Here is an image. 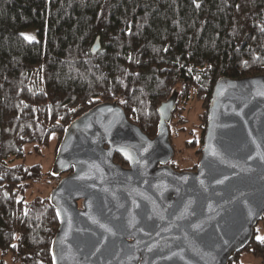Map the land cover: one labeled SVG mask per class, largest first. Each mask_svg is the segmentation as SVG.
I'll return each instance as SVG.
<instances>
[{
	"label": "trees",
	"instance_id": "1",
	"mask_svg": "<svg viewBox=\"0 0 264 264\" xmlns=\"http://www.w3.org/2000/svg\"><path fill=\"white\" fill-rule=\"evenodd\" d=\"M31 26L37 39L22 34ZM256 74H264V0H0V264L7 253L18 264H53L56 209L48 195L25 197L42 165L11 162L27 143L38 151L56 134L58 145L75 118L103 101L120 103L154 136L158 106L176 98L170 128L195 95L204 104L200 153L217 79ZM70 171L51 168L52 188ZM260 219L228 264H249L234 262L243 251L264 264Z\"/></svg>",
	"mask_w": 264,
	"mask_h": 264
},
{
	"label": "water",
	"instance_id": "2",
	"mask_svg": "<svg viewBox=\"0 0 264 264\" xmlns=\"http://www.w3.org/2000/svg\"><path fill=\"white\" fill-rule=\"evenodd\" d=\"M175 107L173 96L158 106L154 136L117 101L66 127L52 170L71 171L49 195L53 264H228L250 240L264 214V74L217 79L192 169L170 163Z\"/></svg>",
	"mask_w": 264,
	"mask_h": 264
},
{
	"label": "rangeland",
	"instance_id": "3",
	"mask_svg": "<svg viewBox=\"0 0 264 264\" xmlns=\"http://www.w3.org/2000/svg\"><path fill=\"white\" fill-rule=\"evenodd\" d=\"M22 34L30 40L37 39V29L35 26L24 28ZM202 113H204V104L201 99L193 95L189 100L182 103V106L176 112L172 122L170 123L171 142L174 146L175 153L173 156V162L175 167L179 169H192L195 164L197 165L201 152L199 153V142L202 131ZM196 138L197 141L194 144L186 143L188 139ZM57 135H52L51 143L47 146H41L38 151L32 149L33 144H26L25 156L14 157L11 162H23L31 164L39 162L42 165L44 175L39 181L31 182L28 189L25 191L26 199H30L35 195L49 196L52 191V181L48 180V174L53 167L56 157L57 149ZM203 147V146H202ZM262 219L258 223V230L261 231L260 225H262ZM259 234V231H258ZM6 264H18L10 253L3 255ZM243 262L249 264H256L259 261V257L253 255L250 252L243 251L234 262Z\"/></svg>",
	"mask_w": 264,
	"mask_h": 264
},
{
	"label": "snow or ice",
	"instance_id": "4",
	"mask_svg": "<svg viewBox=\"0 0 264 264\" xmlns=\"http://www.w3.org/2000/svg\"><path fill=\"white\" fill-rule=\"evenodd\" d=\"M258 239H264V238H258Z\"/></svg>",
	"mask_w": 264,
	"mask_h": 264
}]
</instances>
